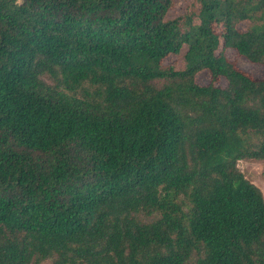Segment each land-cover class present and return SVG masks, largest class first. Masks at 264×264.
Wrapping results in <instances>:
<instances>
[{"label":"trees","instance_id":"obj_1","mask_svg":"<svg viewBox=\"0 0 264 264\" xmlns=\"http://www.w3.org/2000/svg\"><path fill=\"white\" fill-rule=\"evenodd\" d=\"M178 2L0 0V264H264V0Z\"/></svg>","mask_w":264,"mask_h":264},{"label":"rangeland","instance_id":"obj_2","mask_svg":"<svg viewBox=\"0 0 264 264\" xmlns=\"http://www.w3.org/2000/svg\"><path fill=\"white\" fill-rule=\"evenodd\" d=\"M191 0H179L176 4L174 12L176 14H183L186 11L187 5ZM249 26L248 22H244L240 24V30H246ZM221 28L218 27L217 31L221 32ZM226 56L230 61H232L236 67L245 73L249 74L255 79H263L264 78V65L263 64H254L248 61L245 57L238 54L236 50L228 49L226 51ZM178 57L177 56H170L165 60V64L167 65H174L177 63ZM196 81L200 85H206L211 81L210 73L205 70L200 72L197 77ZM217 85L220 87H225L227 85V81L225 79H220L217 82ZM239 169L245 175V177L256 185L264 195V160H243L239 162L238 165ZM45 264H50V262H46Z\"/></svg>","mask_w":264,"mask_h":264}]
</instances>
